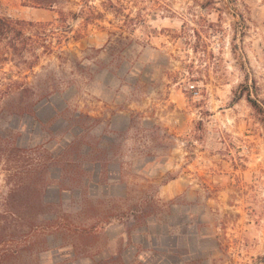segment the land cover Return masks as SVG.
Masks as SVG:
<instances>
[{"label": "rangeland", "instance_id": "obj_1", "mask_svg": "<svg viewBox=\"0 0 264 264\" xmlns=\"http://www.w3.org/2000/svg\"><path fill=\"white\" fill-rule=\"evenodd\" d=\"M263 15L264 0H0L21 30L0 37V200L40 145L46 199L100 232L82 257L50 235L40 264H264L247 100L264 103Z\"/></svg>", "mask_w": 264, "mask_h": 264}, {"label": "trees", "instance_id": "obj_2", "mask_svg": "<svg viewBox=\"0 0 264 264\" xmlns=\"http://www.w3.org/2000/svg\"><path fill=\"white\" fill-rule=\"evenodd\" d=\"M20 32L17 23L0 16V37ZM247 100L264 122V103L250 94ZM22 151L15 171L8 174V191L0 200V264H40V254L52 248L49 236L53 234H62L63 246H70L76 257L86 256L88 245L100 238L98 225L78 224L71 213L46 199L52 162L46 148L37 146L35 157ZM112 257L103 262H110Z\"/></svg>", "mask_w": 264, "mask_h": 264}, {"label": "crops", "instance_id": "obj_3", "mask_svg": "<svg viewBox=\"0 0 264 264\" xmlns=\"http://www.w3.org/2000/svg\"><path fill=\"white\" fill-rule=\"evenodd\" d=\"M264 16V15H263ZM262 18V17H261ZM262 20L264 21V17L262 18ZM263 24H264V22H263Z\"/></svg>", "mask_w": 264, "mask_h": 264}]
</instances>
